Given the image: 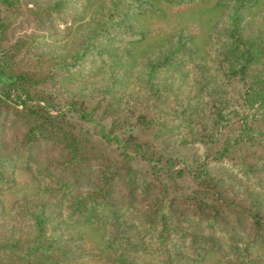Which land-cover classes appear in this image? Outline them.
I'll use <instances>...</instances> for the list:
<instances>
[{"label":"trees","instance_id":"obj_1","mask_svg":"<svg viewBox=\"0 0 264 264\" xmlns=\"http://www.w3.org/2000/svg\"><path fill=\"white\" fill-rule=\"evenodd\" d=\"M160 1L195 0H96L77 45L51 55L32 50L33 35L10 39L21 0H0V113L21 129L15 146L0 152V192L13 186L21 167L36 180L39 197L16 198L10 222L0 200V264L82 257L74 239L57 232L77 223L102 226L99 242L112 252L110 264H133L131 249L150 250L162 264L200 262L209 254L217 255L215 264H264V19L255 33H247L245 20L258 0L216 2L226 11L210 34L219 44L211 78L198 58V123L189 126L190 142L202 149L195 162L166 154L157 142L168 123L158 109L155 75L193 60L189 37L176 31L134 54L146 35L138 18ZM64 2L27 10L76 20L80 11L64 12ZM86 60L106 65L107 78L115 75L110 65L138 66L139 90L117 94L108 81L96 97L60 92L55 70L69 72ZM38 146L57 154L37 163ZM215 167L223 171L213 173ZM135 229L142 234H126Z\"/></svg>","mask_w":264,"mask_h":264},{"label":"rangeland","instance_id":"obj_2","mask_svg":"<svg viewBox=\"0 0 264 264\" xmlns=\"http://www.w3.org/2000/svg\"><path fill=\"white\" fill-rule=\"evenodd\" d=\"M52 1L21 0L20 9L12 15L9 23L10 39L33 35V43L30 44L32 50L51 55L64 53L75 47L89 27L88 14L92 7L94 8L96 0H82L84 4L79 5L78 8H76L78 4L72 0H65L62 4L64 12L69 14L80 11L76 20L70 19L68 15L59 19L51 13L47 17L35 16L33 12L27 10L28 7L34 8V5L41 6ZM216 2L217 0H195L190 4H174L160 1L154 10L138 18V24L146 31V35L141 42L134 44L135 57L150 51L158 41L176 31L189 37L191 45L196 50L197 55L192 61L184 60L181 64L155 75L156 84L162 90L158 109L168 123L166 133L157 142L166 154L181 157L189 162L198 161L202 154L201 147L190 142L192 134L189 126L198 123V87L200 85L198 58L202 66V75L211 78L214 59L217 56L216 51L219 44L211 42L210 34L212 26L220 22L226 10L217 6ZM263 19L264 0H258L254 7L246 13L245 20L249 22L247 33L258 31ZM129 64L110 65L109 69L115 75L107 78L106 65L96 60H86L70 67L69 72L55 70L54 84L60 92L87 97L99 95L108 81L113 83V90L117 94L137 92L139 86L136 82L140 69L136 65L129 66ZM125 68L128 69L129 74L123 77ZM228 91L231 92L232 87H229ZM182 109H185V115H181ZM175 111L179 115L177 118ZM8 121L10 118L0 113V152L3 154L15 146L21 134L20 127ZM56 154L57 151L54 148L38 146L33 152V161L43 162ZM211 171L217 173L223 170L215 167ZM12 176L13 186L0 192V200L5 209V220L8 222L11 220L8 209L16 198L25 197L27 203L39 199L34 194L37 182L27 169L17 167ZM49 177L53 178L55 174L51 173ZM57 232L64 237H72L79 248L83 249L82 257L69 261L67 264H110L108 258L112 252L102 248L99 242V236L103 232L101 225L63 224ZM126 234L134 237L141 235L142 232L135 229L127 230ZM153 245L154 242H148V246ZM127 253L133 264L163 263L162 259L155 257L150 250L131 249ZM216 260L217 255L209 254L200 262H191L186 259L179 264H215Z\"/></svg>","mask_w":264,"mask_h":264}]
</instances>
